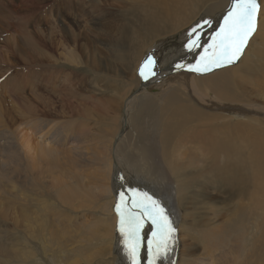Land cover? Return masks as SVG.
Returning a JSON list of instances; mask_svg holds the SVG:
<instances>
[{"label":"bare ground","instance_id":"obj_1","mask_svg":"<svg viewBox=\"0 0 264 264\" xmlns=\"http://www.w3.org/2000/svg\"><path fill=\"white\" fill-rule=\"evenodd\" d=\"M210 2H212V4ZM208 3H210L211 5L207 6L206 4H208ZM119 4L121 6V9H124L127 13H130V15L126 14V16H127L126 22H128L129 24L127 25L125 23V25H127V26L124 27L125 26L124 25L123 26L124 28L121 27L123 24L118 25L119 29H120V27L122 28V29L118 30L120 32H118V34L116 33L117 35H110V34H108V35H110L112 37L111 40H113V42L115 41V42L123 43L124 41H126L127 44H129V49L127 50V52H129V53L132 52V54H135L139 60H142V57H140V56L144 52H147L150 48H152V46L158 40L160 41V39H162L164 37L166 38L169 35L181 32L188 25H191L192 21H194L198 17V14H200L205 8H209L208 15L215 12L217 23L214 25V27H208L207 25H205L203 28L198 29V31L201 34L200 35L201 36L200 37L201 47L204 46L206 44V42L207 43L210 42L209 37L216 31L218 24L222 19V13L224 11V7H226L227 0H210L208 2H205V0H120ZM110 8H112V7H110ZM9 13H11L10 10H9ZM120 14H122V13H116V16H119ZM130 16H131V19H130ZM262 17H263V21H264V15ZM108 18H111V17H108ZM116 19H117V17H115V15H114V18L113 17L111 18L112 21L116 20ZM14 20H15V18H14ZM199 21H198V24H199ZM195 22H197V21L195 20ZM201 22L203 23V19L201 20ZM94 23H95V21H94ZM14 25H16V24H14ZM99 25H101V24H99ZM39 26H41V25H39ZM110 27H111V24L105 26V28H110ZM86 28H88V27H86ZM102 28L104 29L103 26H102ZM115 29H112V30H115ZM73 30H74V28H73ZM27 31L29 32L28 29H27ZM202 31H205L206 33L203 34V33H201ZM208 31H210V32H208ZM0 32L2 33L3 31H0ZM33 32H34V30H33ZM34 33L37 34V32H34ZM65 33H66V31H65ZM70 33H71V31H70ZM28 35H29V33H28ZM49 36H51V35L49 34ZM102 36H104V35H102ZM40 37L41 36H39V38ZM61 37L64 39V37L62 35H61ZM108 37L109 36H107V38ZM187 37H188V35H187ZM52 39L53 38H51V40ZM262 39H264V37ZM32 40L33 39H31V42H32ZM75 40H77V39H75ZM28 41H30V40H28ZM37 41H38V38H37ZM103 41L104 40H102V42ZM42 42H45V41L42 40ZM59 42H61V41H59ZM105 42H106V45L109 44L108 41H105ZM77 44H79V43H77ZM104 44H102V45H104ZM26 45H28V44H26ZM32 45H36V44H32ZM37 45H39V48L43 47L39 43ZM46 46H48V45H46ZM46 46H45V48H46ZM122 46H124V45L122 44ZM201 47L197 48L195 50V52H199ZM32 48H33V46H32ZM109 48H110V46H109ZM102 49H105V48L101 47V50ZM184 49H186V48H184ZM49 50H50V46H49ZM111 50H112V48H111ZM37 51L40 52V50H37ZM65 51H66V49H65ZM67 51H68V49H67ZM75 51H76L75 47H73L72 51L67 52V55L64 56V54H66V53H64L62 55L64 57H66V59H67L66 63L69 62L70 64L78 65L77 66V68H78V67H80L79 65L81 64V57ZM104 51H106V50H104ZM107 52H108V50H107ZM117 53H116V55H117ZM185 53H187V51ZM103 54H104V52H103ZM8 55L9 54H7V56ZM108 56H109V54H108ZM129 56H130V54H129ZM64 57H63V59H65ZM111 57H113V56H111ZM117 57H119V56L117 55ZM242 57H244V56H242ZM48 58H51V57H48ZM119 58H122V57H119ZM132 59H134V57ZM180 59H181V56H180ZM262 59H264V40H263V43L259 46L258 52L256 53L255 57L253 59H251V61L258 64V62L261 61ZM53 60H51V62ZM60 60H62V59H60ZM105 60L107 61V59H105ZM173 60H175V59H173ZM185 61L186 60H184V56H183L182 61L179 60V62L174 61L173 63H169L170 69L167 72H165V74H162V72H164L163 69H162V71H159L158 73H156V74H160L162 77L165 75L169 76L165 80L163 77L162 80H164V81L159 83V85L163 86L164 84H167L171 79H174V80L176 79V80H178L177 82L179 83V85L181 86L183 91H185L187 93L190 92L191 97H193L196 100V102H198V103L203 102L205 105H207L206 107H208V110H210V112H211V110H216V112H219V113L221 112L223 114H225V113L229 114V112H232V111H240L241 113L246 112V113L251 114V111L247 110L248 108L245 109V105H244V107H242V104H241V106H240V104H238V105L234 104L235 106H233V105H228L225 103L223 104V103L215 101L217 98L211 99V96H212L211 91H213L214 94L223 101H227V99L230 102L231 101H239L240 99H242L241 96L239 95V90H240L239 87H241V89H242L244 87L243 85L248 83V82L249 83L252 82L251 86L255 87V85H254V74L251 71L252 63L249 64V62H250L249 60L244 61L240 57L237 64L233 63L231 65H228L227 67H224V68H217L214 70H210L205 74L196 75V77L197 76H200V77L206 76V78H208V79L199 80V81L194 79L193 76H195V74L192 75L191 73H187V72H177V73L173 74V72H172L173 68H177L176 67L177 64H183ZM241 61H243L244 63ZM55 62H57V61H55ZM55 64L56 63H54V65ZM57 64H59V62ZM137 64H135V65H137ZM49 65H51V64H49ZM88 65L90 66V64H88ZM6 66H5V68H6ZM8 66L13 67V68H11V70H13L15 68L13 64H8ZM63 66H64V62H63ZM117 66H118V64L116 65V67ZM2 67L0 68V72L2 71V69H4V66H2ZM111 67H112V64H111ZM231 67H233V68H231ZM101 68H104L105 72H107V73H110V71L113 69L112 68L110 70L109 67H106L105 62H103V67L101 65L94 67V69L99 70V71ZM225 68H227V69H225ZM9 70H10V68H9ZM64 70H66V69H64ZM116 70H117V68H116ZM4 71H6V70H4ZM79 71L81 72L82 70H79ZM113 71H115V70L113 69ZM11 72H13V71H11ZM85 72H87V71H85ZM124 72L127 73V70L125 69L123 71V73ZM135 72H136V70H135ZM255 72H257V73L260 72L255 79V84L258 88L255 87L257 90H254V88L251 87V89L254 90L255 92L250 93V98L252 96L253 97L252 99L255 98V100L260 99L262 101V99H264V93L262 94L261 93L262 91H260V89L264 90V64L258 65L257 70ZM115 73H116V71H115ZM115 73H114V75H115ZM186 74L189 76L191 75L193 78H191V76L190 77L187 76ZM11 75H12V73H11ZM62 76H63V74H62ZM109 76H110V74H109ZM135 76H136V74H135ZM181 76H187V77H185V79L184 78L182 79ZM67 77H70V76L67 75ZM114 77H116V76H114ZM117 77H118V75H117ZM106 78H107V75H106ZM7 79L9 80L10 78L7 77ZM44 80H45V78H44ZM56 80H57V78H56ZM77 80H78V78H77ZM132 81H133L134 86H130V87L127 86L128 88H126V90H124L125 88H123V89L121 88L123 90V92L124 91L129 92L131 90H133V91L130 92L129 94H127L128 96L123 100V103H122L123 117L121 116L122 117V120H121L122 124H121L119 132L117 130V127L115 129L112 127L111 129H104V130H100L99 132H94L95 129H91V126H89L90 129L88 128L87 121L81 120V122H79V124L76 126V128H77L76 133H74V131H73L74 125L72 128L71 123L69 121H66L63 125H62V123H60L61 126H60L59 132H61V134H56L57 135L56 137L54 136V137L49 138L44 133L43 129L45 130V128H50L49 122H51V121H48L47 118H44V116L42 115L43 113L38 114L37 107L35 108L33 106L34 104L32 105L30 103L27 104V106L25 107V114L26 115H24V113H20L22 116L21 117L22 119L19 118L20 119L19 122H21V124L19 123L20 125H18L16 123L18 126L16 125L15 129L14 128L12 129L11 127H10V129H8V124H7L8 119L6 120V117L4 115L5 110L2 108L5 106H1V104H0V158L4 159V165H8V167L10 169H12V171L11 170L10 171H11V174L13 175V177L10 178L12 180H9V181L6 180L4 177H0V182L5 187L9 186L10 190H13V191H10L12 193L18 188L16 186L19 183H27V186H28V184H30V183H28L29 177L28 176L26 177L24 174L19 173V171L25 170L28 168H32V164L34 165V162H37L38 168H35L37 166H35L34 168L36 169L35 171L39 170L40 173L38 175V178L41 177V178H39L41 180H39V182L36 185L39 184L40 187L45 189V190H44V195L40 194L41 192L39 193V191H37L36 192L37 198L36 199L30 198V199H32V201H30V202H34V201H37L39 199L44 200L43 199L44 197H49L48 199L54 200V202H51V204H54V205H50L48 210L46 209L47 210L46 214L44 213V211H45L44 208L42 209V206L44 207L43 204L45 202L42 203V205L40 204L41 203L40 202L39 204L41 206L40 207L41 209L39 208L38 211H35L36 209L34 210V208L30 209V207H29L30 204H29V201L27 200L28 202H24V207L22 206L20 208V209H22V211L25 212V215L22 216V214L24 212H20V213H22L21 214L22 217L16 218V220L14 219L15 223L20 224V222H21V223H23V227L25 226L26 228H28V230H27L28 234H26V232H25V234L29 238H32L33 241L38 240L41 244H43L41 248L43 249L45 255H48L47 249H48V247H50L49 252L51 253V256L56 255V253H60L61 255L65 256L64 260L66 261V264H89V263L93 262V260H98V262L100 263V261L103 262L102 260L108 261L110 259V257H111V259H113L112 254L114 252H113V249H111V248H112V245L114 244V241L116 240V238H115V240H113V236H114L113 234H115V232H116V237H117V241H118L117 242L118 244L115 248V251L119 248V246H121L124 243V237H122L120 232L117 230L119 228V226L117 225V229L115 227L116 226V220H118V222H119L120 218H119L116 211H115L116 215L113 214V212H112L114 202H113V195L111 193V189H113V181H116V176L113 175V172L117 174V178H119V181H120V184L117 185L118 189L120 190V192L117 191L118 198H119V195L121 192H123L125 194V196H129V199H130V197L133 198L135 193L132 190L139 191V193H143V192L148 193L149 190L151 191L148 184H151L153 187L159 186V189H162L161 191H163V190L165 191L164 192V194H165L164 199H162L161 201L163 203L166 202L168 207L171 203L172 204L174 203V199H176V203L179 201V194H180L179 187L180 188L183 187V188H185V190H192V187L191 186L189 187L187 184H191V185L197 184V187L201 188L199 192H201V191L205 192V195L202 194L203 196H201V199L202 200L204 199L205 202H211V199L214 198L213 197L214 193L209 191L208 186H210V184L213 183V181H215V184L217 186H220L221 182L218 181V179H219V177L222 178L224 176V173L228 174L227 175L228 179H230V180H228V179L224 180V182L226 181L228 184V186H227V184H226V186L229 187V191H230L229 193L230 194H234L236 192L237 188L239 189L240 185H243L244 183H246L247 180H249V181L253 180V182L255 183V186H256V190L263 189L264 182L260 181L261 177H263V176L260 177L258 175L259 174L258 171H260V168H262V162H264V160L262 158L264 156H260L259 154H256L254 151L256 148L258 151L264 152V140L259 139L260 140L259 141L257 138H254L256 136L251 135L249 132H247V133H245L244 131L239 132L238 129H237L236 135H234V136H229V135L224 136L225 134H223L222 131L224 130L225 127H216V131L213 130L212 125L216 126L221 119L227 118L226 116H229V115H219V114L218 115H214V114L208 115V114H205L202 111L193 107V105L187 104L188 98L186 100L183 97L181 92L170 94L167 97V101L165 100V102H163V106H162V101H161V103L159 101V103H160V105L158 107L159 114L157 113L159 123H157V125L160 127V129H163V133L161 134V136H162V140H165L164 154L166 156L165 160H164L165 161L164 167H167V165H168V168L166 170L164 167L162 168L161 166H163V163L161 165L159 160H157L155 157H153L151 154H149V152H148L149 149L147 150L141 144H139L138 140H137L138 138L136 136H135V138H133L129 134V131L131 129V126H130L131 123L129 121V118H130L129 112L131 111L132 105L140 98V96H142V94L145 91H150L151 93H154L157 90H155L153 88L151 89L150 87H152V85H149V86L143 88V86L139 83L140 81L137 83V80L135 79L134 74H133V76H130V78L128 77V80L126 82L127 85L132 84ZM100 82L98 83V85L102 84ZM177 82H174L173 85H171V86H174V84H176ZM33 83H35V82L33 81ZM37 83H38V81H37ZM199 83H207L208 87H206L203 90L201 88V86L199 85ZM53 84H55V83H53ZM93 84L94 83H92V85ZM69 85H70V83H69ZM66 86L67 85H65V87ZM156 86H158V85H156ZM247 86H248V84H247ZM16 87L17 86H15V88H14L15 91H16V89L18 91H21L20 87H19V89ZM68 87L70 88V86H68ZM122 87H124V86H122ZM119 88H120V86H119ZM11 89L14 90L11 87L9 89V91H10L9 93H11ZM91 89H93V88L91 87ZM105 89H107V88H105ZM43 90H45V89H43ZM72 90H74V88ZM88 90H90V89H88ZM99 90H100V88L98 89V91ZM172 90H173V88H172ZM172 90L170 92H173ZM6 91H7V89H6ZM15 91H12V92L14 93ZM103 91H104V89H103ZM180 91H181V89H180ZM244 91L246 92V96L248 97L249 91H247V88ZM256 91H259L260 93L256 92ZM72 92H70V93H72ZM86 92H85V94H86ZM9 93L7 95H9ZM75 93H77V91ZM77 94H79V92ZM77 94H76V96H77ZM94 94H95V91H94ZM96 94H97V92H96ZM104 94H106V93L104 92ZM12 95H14V94H12ZM38 95H39V93H38ZM160 95L162 97H160ZM163 95H162V93L155 95V99L157 98V100H158L160 98H163ZM72 96H69V97H72ZM79 96H80V94H79ZM103 97L105 98V95ZM150 97H151V95H150ZM14 98H13V100H14ZM41 98H43V97H41ZM91 98L92 97H90V99ZM115 98H117V97H115ZM153 98H154V96H153ZM11 99H12V97H11ZM71 99H73V98H71ZM90 99H88V101ZM209 99H211V100L209 101ZM82 100H83V98H82ZM103 100H105V99H103ZM21 101H22V99H21ZM67 101H69V99L66 100V102ZM3 102H5V101H3ZM14 102H16V101H14ZM79 103H77V104H79ZM84 103H85V101H84ZM111 103H113V102H111ZM22 104H24V103H22ZM61 105H63V104H61ZM65 105L66 104H64L63 106H65ZM9 106H10V104H9ZM113 106L114 105H112V107ZM251 106H248V107L251 108ZM49 107H50V105H49ZM70 107L76 108L75 106L73 107L72 105ZM252 107L254 108V106H252ZM13 108H15V107H13ZM44 108L45 107H43V109ZM200 108H202V107H200ZM50 109L52 110L53 108H50ZM66 109H67V107H66ZM260 109H262V108H260ZM263 109H264V107H263ZM76 110H77V108H76ZM254 110H255V108H254ZM9 111H10V109H9ZM18 111H20V110H18ZM72 111H74V109ZM257 111H258V109H257ZM260 111H262V110H260ZM10 113H11V111L7 114L10 115V117H11L12 115ZM77 113H78V111H77ZM77 113H76V115H77ZM111 113H113V112H111ZM88 114H90V111H88L86 109V110H84V112L82 114L79 115V117L84 118L86 120H91V119H88V118H90V116L88 117ZM95 114L96 113L94 112V114H92V116L93 115L95 116ZM73 115H74V113H73ZM110 116H111V114H110ZM231 116H234V115H231ZM256 116H254V117H256ZM10 117H9V120H10ZM125 117L127 118L126 119L127 120L126 132L120 138L117 146H115V148H114L113 147L114 142L116 141V139L120 135V132H121L123 125H124ZM259 117H256V118H259ZM77 119H79V118H77ZM77 119H74V120H77ZM114 119H116V118H114ZM51 123H53V122H51ZM220 123H223V122H220ZM13 125H14V123H13ZM196 125H199L198 128H201V129L205 127L206 130L205 129L204 130H194L193 136H194V133L197 132L199 138L190 141V139H188V137H190L191 128L193 126H196ZM188 128H190V129H188ZM30 130L32 131V133H30ZM96 131H98V130H96ZM34 133H35V135L37 134L38 137L34 136L33 135ZM182 133H185V134L187 133L188 137L186 135V136H183V138H181L180 135ZM132 135H133V133H132ZM172 135H173V138H175V140L178 141V139H179V141L182 145L181 149H184L186 152V154H182V156L185 155V156H187L185 158H188L190 153H188L187 149L191 146H194V148L197 150V152H199V153L202 152L203 159L206 160V161L204 160L205 163L199 162L200 165L196 169H199L200 167L204 168V166H205L203 171H205V169H207V168L210 171L208 173H205V172L196 173L195 172V173L188 174V175L184 174L180 168V164H179L180 161L175 158V156H174L175 153L172 151L170 146L167 144ZM253 138H254L253 141H255V142L251 141ZM162 143L163 142H161V144ZM252 145H254L255 148ZM160 155H161V153H160ZM182 158H184V157H182ZM198 159H199V157H198ZM207 159L209 160L210 163H208ZM193 162L196 163V159ZM206 162L208 164H206ZM196 165H198V164H196ZM119 168H121V170ZM33 169H32V171H34ZM3 170H6V169H3ZM167 170L171 174V177L169 176V179H168V171ZM30 171H31V169H30ZM74 171H75V174H74ZM23 172H25V171H23ZM248 172L252 173V176H253L252 178H249L248 176H246V174ZM132 178H135L137 181L130 180ZM1 180L6 181L8 183L6 184L5 182H2ZM32 181L34 182V179ZM32 185L33 184L29 185V189L32 188ZM115 186H116V183H115ZM5 187H4V189H5ZM34 187L35 186L33 185V188ZM19 188H22V186H20ZM26 189H28V188H26ZM254 191H255V189H254ZM182 192H181L182 202H185L186 196H184V192H183V194H182ZM7 193H9V191H7ZM191 195H192L191 199H195L194 195H196V194L194 193L193 190H192ZM251 195H252V193H251ZM10 196H12V195H10ZM29 197H30V194L27 196V199H29ZM160 199H161V197H160ZM202 200H200V203L203 202ZM105 201L107 203L106 205L102 203ZM58 203L60 205V208H59L60 212L59 213H61L68 220L74 219V224H71V226H69V227L61 226L60 224H56V221H55L56 219L55 220L53 219L55 217L54 210H57L55 208H58ZM178 203H180V202H178ZM47 204H49V203L47 202ZM189 204H190V202H189ZM37 206H39V205H37ZM210 206H211V204H210ZM239 206H241V205H239ZM12 208H15V207L13 206ZM188 209H186V210H188ZM172 210H170V212L173 214V216H171V214H169V212H168V214L170 215L172 223H174L173 219H176V214L174 212L175 210L174 211H172ZM258 211H260V210L258 209ZM94 212H96V213L100 212V214L102 216L97 217L96 213H94ZM18 213H19V211H18ZM67 213L70 215H68ZM184 215H186V214H184ZM55 218H57V217H55ZM185 218L187 219L186 216H185ZM189 219H190V217L188 218V220ZM7 220H8V218H7ZM10 220H12V219H10ZM184 221H186V220H184ZM209 221H211V219ZM205 222L207 223V221H205ZM11 223H13V222H11ZM186 223H187V221H186ZM62 224H64V223H62ZM7 226H9V225H7ZM10 226H12V225H10ZM20 226H22V225H20ZM173 226L176 227L175 224H173ZM196 226H198V224ZM205 226L208 227V230H206L207 231L206 232L207 244L202 247V251H205V252L198 253L197 250H192L193 244H185L184 249H183V251L180 252V256H179L180 259L183 258V260H184V261H182V264L183 263L184 264L185 263L186 264H218L219 263V257H216L217 255L224 256L225 258H230V257H233L232 255L235 254V248L237 246H235L234 244L232 246H230V249L228 250L229 253L228 252L227 253L222 252L224 255L214 254L217 251L222 250L226 246V244L224 243V240L222 238V236H224V235L221 234L222 229H221L220 225L216 226V225H212V224H206ZM241 226H243V224H241ZM12 227H14V226H12ZM198 228H200V227H198ZM237 229H236V231H237ZM2 231H4V230H2ZM20 231H21V229H20ZM20 231H19V233H20ZM63 231H66V232H63ZM1 233H0V235H1ZM193 233H194V231H193ZM146 234H148V231ZM146 234L144 235L145 238H146ZM191 234H192V232H191ZM201 234H199V235H201ZM227 234L230 235L229 233H227ZM40 235H41L42 240L39 239ZM181 235H183V234H181ZM194 235H196V234L194 233ZM184 236H186V235H184ZM66 237L69 241L66 240ZM191 238H192V236H191ZM204 238H205V236H204ZM228 238H229V236H228ZM32 240L30 241L29 245H31V242H33ZM187 240H189L188 237H187ZM190 241H192V240H190ZM13 242L15 243V241H13ZM12 243H10V245L0 244V264H15L16 262H19L20 264H26V260L28 258L30 259V262L35 261L37 256L34 253H32V252H34V250H31L29 247L30 254L28 253L29 251L28 252L26 251V249H27L26 246H23V248H19L18 250H16V249H14V246L16 243L14 245H11ZM234 243H237V242L234 241ZM177 244L175 243L172 246V249L170 251V255L172 257H174L175 254L177 253L176 252ZM238 245H240V243H238ZM17 246H19V245H17ZM227 246H228V244H227ZM178 249H180V246ZM236 249H238V248H236ZM241 249H242V247H241ZM89 250L95 251V252H91V254L94 256V257L92 256L93 258L89 257L88 254H85L86 256L83 254V253L88 252ZM143 251H144V249L142 247L141 251H140V256H141L140 264H145ZM41 255H42V253H41ZM186 258H188V259H186ZM125 260H127V259L125 258ZM259 261L257 263H259ZM109 262L111 263V261H109ZM37 263H38V261H37ZM61 263H63V262L61 261ZM123 263L124 262H122V264ZM129 263L131 264L130 261H129ZM227 263H229V262H227ZM111 264H114V263H111ZM157 264H164L163 260L158 261ZM230 264H236V260L234 257L230 258ZM241 264H242V262H241Z\"/></svg>","mask_w":264,"mask_h":264},{"label":"rangeland","instance_id":"obj_2","mask_svg":"<svg viewBox=\"0 0 264 264\" xmlns=\"http://www.w3.org/2000/svg\"><path fill=\"white\" fill-rule=\"evenodd\" d=\"M208 1H210V0H205V2H208ZM260 2L262 5V8H261V12L258 16L257 30L252 35V37L250 38V41L248 42V44H247V46H246V48L242 54V56H244V57L241 56L242 60H244V61L249 60L250 61L249 64L252 63L251 71L254 74V85L256 88H258V87L255 84V79L260 72L257 73L255 71L257 70L258 65L264 64V59L259 61L258 64L251 61V59H253L255 57L256 53L258 52L259 46L263 43V40H264V39H262L264 37V28H263L264 27V21H263V17H262L264 15V0H260ZM119 3H120V0H0V27H1L0 31H3L2 33L0 32V66L1 67L4 66V69H2V71L0 72V82H1L0 83V104H1V106H5L2 108L5 110L4 115L6 117V120L8 119L7 120L8 129H10V127L12 129L13 128L15 129L17 124L18 125L21 124V122H19L20 119H22L21 118L22 116L20 113H24V115H26L25 114V107L27 106V104L30 103L32 105L34 104L33 106L35 108L37 107L38 114L43 113L42 115L44 116V118H47L48 121L53 122V123L49 122L50 128H45V130L43 129L44 133L49 138L54 137V136L56 137L57 136L56 134H61V132H59L60 126H61L60 123H62V125H63L66 121H69L71 123L72 128L74 125V128H73L74 133H76V130H77L76 126L79 124V122H81V120L87 121L88 128L90 129L89 126H91V129H95L94 132H99L100 130H104V129H111L112 127L114 129L117 127V130L119 132L121 124H122L121 120L123 117V113H122L123 112V110H122L123 100L128 96L127 94H129L130 92L133 91V90H131L129 92L128 91L123 92L122 89L125 88L124 90H126V88H128L127 86H129V87L134 86L133 81H132V84L129 83L130 85H127V83H126L128 80V77L130 78V76H133V74H134L135 79L137 80V83L140 81L139 83L142 84L143 79L140 77V75L138 73V68H139L140 64L142 63V61L145 59V57L148 54L154 55V58L156 60L155 72L158 73L159 71H162V69H163L164 72H162V74H165V72H167L170 69L169 63H173L174 61L179 62V60L182 61L183 56L185 59L188 56V54L190 53V51H188L187 49H184L185 48L184 45L187 43V40H188L187 35H188L189 31L194 26L198 25L199 20H200L199 24H202V22H201L202 19H203V21L206 19H211L212 20V26L211 27H214V25L217 23L215 12L208 15L209 8H205L200 14H198V17L195 19L197 22H195V20L192 21V23H191L192 26L188 25L181 32L169 35L166 38L164 37V38L160 39V41L158 40L152 46V48H150L147 52H144L140 56V57H142V60H139L135 54H132V52H130V53L127 52V50L129 49V44H127L126 41H124L123 43H120V42H115V41L113 42V40H111L112 37L110 35H117L118 32H120L118 30L126 27L129 24L128 22H126V20H127L126 14L130 15V13H127L124 9H121V6ZM210 3L212 4V2H210ZM210 3H208L206 5L210 6L211 5ZM110 7H112V8H110ZM224 9H225V7H224ZM9 10L11 11V13H9ZM116 13H122V14H120L119 15L120 17H119V16H116ZM114 15H115V17H117L116 20L118 22L116 20H113V21L111 20L112 17L114 18ZM108 17H111V18H108ZM14 18H15V20H14ZM130 19H131V16H130ZM94 21L96 24L94 23ZM125 23L127 25H125ZM14 24H16V25H14ZM99 24H101V25H99ZM109 24H111V27L105 28V26L109 25ZM39 25H41V26H39ZM118 25H122L121 26L122 28L119 26L120 27V29H119ZM102 26L104 27V29L102 28ZM86 27H88V28H86ZM73 28H74V30H73ZM27 29L29 30V32L27 31ZM112 29H115V30H112ZM33 30H34V32H37V34H35L33 32ZM65 31H66V33H65ZM70 31H71V33H70ZM27 32L29 33V35ZM208 32H210V31H208ZM201 33L204 34L206 32L202 31ZM49 34L51 36H49ZM101 34L104 35L105 37L102 36ZM108 34H110V35H108ZM38 35L41 37L39 38ZM61 35L64 37V39L61 37ZM107 36H109L110 38L108 37L109 38L108 39ZM37 38H38V41H37ZM51 38H53V39L51 40ZM31 39H33L32 42H31ZM75 39H77V40H75ZM28 40H30V41H28ZM42 40L45 41L46 43L42 42ZM102 40H104V41L102 42ZM59 41H61V42H59ZM105 41H108L109 44L106 45ZM100 42L102 44H104V43L105 44L102 45ZM38 43L43 47L39 48V45H37ZM77 43H79V44H77ZM26 44H28L29 46ZM32 44H36V45H32ZM122 44L124 46H122ZM46 45H48V46H46ZM32 46H33V48H32ZM45 46L47 49L45 48ZM49 46H50V50H49ZM109 46H110V48H109ZM73 47H75V50H76L75 52L78 55H80V57H81V64L79 65L80 67H78V68H77L78 65H73V64H70L69 62L66 63L67 59H66V57H64L65 55H67V52L72 51ZM101 47L105 48V49L101 50ZM64 48L66 49V51L68 49V51L66 52ZM111 48L114 52L111 50ZM120 48L121 49L123 48V49L121 50ZM37 50H40V52ZM104 50H106V51H104ZM107 50H108V52H107ZM186 51H187V53H185ZM103 52H104V54H103ZM64 53H66V54H64ZM116 53L119 57H122V58L117 57ZM128 53L130 54V56ZM7 54H9V55L7 56ZM62 54H64V56ZM108 54H109V56H108ZM111 56H113V57H111ZM180 56H181V59H180ZM48 57H51V58L53 57V58L51 59ZM63 57L65 59H63ZM133 57H134V59H132ZM60 59H62V60H60ZM105 59H107V61ZM173 59H175V60H173ZM51 60H53V61L51 62ZM55 61H57V62H55ZM58 62H59V64H57ZM63 62H64V66H63ZM103 62L106 63V67H109L110 70L113 68L116 71V73H115V71H113V69L110 71V73L105 72L104 68H101L100 71L94 69V67H97L99 65H101L103 67ZM241 62H243V61H241ZM54 63H56L57 65L56 64L54 65ZM8 64H13L15 68L13 70H11V68H13V67L8 66ZM49 64H51V65H49ZM88 64H90V66L93 69ZM111 64H112V67H111ZM115 64L116 65L118 64V66L116 67ZM135 64H137V65H135ZM5 66H6V68H5ZM9 68H10V70H9ZM116 68H117V70H116ZM231 68H233V67H231ZM64 69H66V70H64ZM125 69L127 70V73H125L126 71L123 73V71ZM225 69H227V68H225ZM4 70H6V71H4ZM79 70H82V71L80 72ZM135 70H136V72H135ZM11 71H13V72H11ZM85 71H87L88 73ZM113 72L115 73V75ZM11 73H12V75H11ZM62 74H63V76H62ZM105 74L107 75V78H106ZM109 74H110V76H109ZM116 74L118 75V77ZM135 74H136V76H135ZM67 75L70 77H67ZM192 75H194V74H192ZM114 76H116V77H114ZM187 76H189V75H187ZM187 76H181V78L185 79V77H187ZM7 77H9L10 79L8 80ZM163 77L165 80L169 76L165 75ZM193 77L195 80H198V81L208 79V78H206V76H202V77L197 76L196 77V74ZM193 77L191 76V78H193ZM44 78H45V80H44ZM56 78H57V80H56ZM77 78H78V80H77ZM164 80H162L161 82H163ZM33 81L35 83H33ZM37 81H38V83H37ZM177 81L178 80H176V79L175 80L171 79L167 84H164L163 86L162 85L156 86L157 84L156 85L150 84V85H152V87H150V88L151 89L153 88L157 91H155L154 93H151L150 91H145L142 94V96H140V98L135 102L136 104L134 103L132 105L133 108L131 107V111L129 112V117H130L129 121L131 123L130 124L131 129L129 131V134L133 138H135V136H136L138 138L137 139L138 143L141 144L145 149H147V150L149 149V151H148L149 154H151L153 157H155L157 160H159L161 165L163 163V166H161L162 168L165 165L164 160L166 157L164 154L165 140H162V136H161V134L163 133V129H160V127L157 125V123H159V121H158V114H159L158 107H159L161 101H162V106H163V102H165V100L167 101V97L172 93H180L181 92L183 97L186 100L188 98L187 104L193 105V107L202 111L205 114H208V115H213V114L214 115H218V114L219 115H229V116H226L227 118L221 119L216 126L212 125V129L215 131H216V127H225L224 130L222 131V133L225 134L224 136H227V135L234 136V135H236L237 129H238L239 132L240 131H244L245 133L249 132L251 135L256 136L254 138H257L258 140L259 139L264 140V109H263L264 99H262V101H261L260 99H256V100H255V98L252 99L253 98L252 96L250 98V93L255 92L254 90H257L254 86H251L252 82H250V83L248 82V83L244 84L243 85L244 89L243 88L241 89V87H239V89H240V90L238 89L239 95L242 98L239 101H231L230 102L228 99H227V101H223L220 98H218L214 94L213 91H211V94H212L211 99L217 98L215 101L223 103V104L225 103L228 105H233V106L238 105V104H240V106H241V104H242V107H244V105H245V109L248 108L247 110L251 111V114L246 113V112L241 113L240 111H232L233 113L229 112V114L228 113L223 114L221 112L220 113L216 112V110H211V112H210V110H208V107H206L207 105H205L203 102H201V103L196 102V100L193 97H191L190 92L188 91L189 93H187V92L183 91V89L181 88V86L179 85V83ZM52 82L55 84H53ZM99 82L102 84L98 85ZM174 82H177V83L174 84V86H171V85H173ZM69 83H70V85H69ZM92 83H94L95 85L94 84L92 85ZM64 84L67 86L65 87ZM247 84H248V86H247ZM199 85L201 86V88L203 90L206 87H208L207 83H199ZM15 86H17L16 88H18V89L20 87L21 91H18L17 89L15 91V89H14ZM68 86H70V88ZM90 86L93 89L94 88L95 89L94 90L91 89ZM119 86H120V88H119ZM122 86H124V87H122ZM11 87L14 90L11 89V93H9L10 92L9 89ZM251 87H253L254 90H252ZM42 88L45 90H43ZM73 88L75 91L72 90ZM99 88H100V90L98 91ZM105 88H107V89H105ZM172 88H173V90H172ZM246 88H247V91H249L248 97L246 96V92L244 91V90H246ZM6 89H7V91H6ZM88 89H90V90H88ZM103 89H104V91H103ZM180 89H181V91H180ZM171 90L173 92H170ZM12 91H15L17 94L15 92L13 93ZM76 91H77V93L79 92L80 96H79V94L75 93ZM94 91H95V94H94ZM260 91H262L261 92L262 94L264 93L263 89H260ZM70 92H72V93H70ZM85 92H86V94H85ZM96 92H97V94H96ZM104 92L106 94H104ZM160 92L162 93V95L164 94L163 98H160L158 100H157V98L155 99V95L161 94ZM256 92H259V91H256ZM8 93L10 96L7 95ZM38 93H39V95H38ZM12 94H14V95H12ZM63 94L64 95L66 94V95L64 96ZM76 94L78 97L76 96ZM104 95H105V98L103 97ZM150 95H151V97H150ZM69 96H72V97H69ZM153 96H154V98H153ZM11 97H12V99H11ZM41 97H43V98H41ZM90 97H92V98L90 99ZM115 97H117V98H115ZM160 97H162V96L160 95ZM13 98H14V100H13ZM23 98L25 100L26 99L27 100L25 101ZM71 98H73V99H71ZM82 98L85 101V103L82 100ZM21 99H22V101H21ZM65 99L66 100L69 99V101L66 102ZM88 99H90V100L88 101ZM103 99H105V100H103ZM211 99H209V101ZM2 100L5 102H3ZM14 101H16V102H14ZM159 101H160V103H159ZM111 102H113L114 104ZM22 103H24V104H22ZM77 103H79V104H77ZM9 104H10V106H9ZM61 104H63V105L66 104V105L63 106ZM49 105H50V107H49ZM71 105L73 107L75 106L77 108V110H76V108L70 107ZM112 105H114L113 106L114 108L112 107ZM251 105L254 106L255 110ZM248 106H251V108ZM13 107H15V108H13ZM43 107H45V108L43 109ZM66 107H67V109H66ZM200 107H202V108H200ZM50 108H53V109L51 110ZM260 108H262V109H260ZM9 109L11 111L10 114L13 117L12 116L10 117V115L7 114L10 112ZM73 109H74V111H72ZM86 109L88 111H90V114H88V117L90 116V118H88V119H91V120H86L84 118L79 117V115L82 114L84 112V110H86ZM257 109H258V111H257ZM18 110H20V111H18ZM260 110H262V111H260ZM77 111H78V113H77ZM94 112L96 114H95V116L94 115L92 116V114H94ZM111 112H113V113H111ZM73 113H74V115H73ZM76 113H77V115H76ZM110 114H111V116H110ZM231 115H234L235 117L231 116ZM8 116L10 117V120H9ZM254 116H256V117L260 116L259 118L261 120L259 118L254 117ZM77 118H79V119H77ZM114 118H116V119H114ZM74 119H77V120H74ZM220 122H223V123H220ZM13 123H14V125H13ZM198 127H199V125H196V126H193L191 128L190 137H188L187 133L186 134L182 133L180 135V137L183 138V136L187 135V137H188V139H190V141L198 139L199 136H198L197 132H195L194 136H193L194 130H204V129L206 130L205 127L202 129L198 128ZM188 129H190V128H188ZM96 130H98V131H96ZM30 133H32L31 130H30ZM132 133L134 136L132 135ZM33 135L38 137L37 134L35 135V133ZM254 138L251 140L252 142H255V141H253ZM161 142H163V143L161 144ZM167 144L170 146L172 151L175 153V155H174L175 158L180 161L179 162L180 168L184 174L188 175V174H192L195 172L196 173H201V172L208 173L210 171L208 168L205 169V171H203L205 166H204V168L200 167L199 169H196L200 165V163H205L206 160L203 159L202 152L201 153L197 152V150L194 148V146H191L187 149V151H188V153H190V155L188 158H185L187 156H185V155L182 156V154H186V152L184 149H181L182 145H181L179 139H178V141L175 140V138H173V135H172ZM252 146L255 148L254 145H252ZM254 152L256 154H259L260 156H264V152H260L256 148H255ZM160 153H161V155H160ZM182 157H184V158H182ZM198 157H199V159H198ZM195 159H196V163L193 162ZM262 159L264 160V157ZM208 163H210L209 160H208ZM208 163L206 162V164H208ZM196 164H198V165H196ZM35 166H37V167H35ZM34 167L38 168L37 162H34V165L32 164V168H28V169L19 171V173L24 174L26 177L27 176L29 177L30 181L27 179L28 183L33 184L35 186L34 188L32 185V188L29 189L30 184H28V186H27V183H19L20 185L17 184V186H16L18 188L12 193L10 191H13V190H10L9 186L5 187L0 182V233L2 232L0 235V244L10 245V243L15 241L16 244L13 242L11 245L15 244V246L17 248L14 246V249H16V250H18L19 248H23V246H26V248H27L26 251L27 252L29 251L28 252L29 254H30L29 247L31 250H34V252H32V253H34L37 256V258L35 259V261H31V262H30V259L28 258L27 259L28 261L26 260V264H33V263L34 264H66V261L64 260L65 256L61 255L60 253H56V255L51 256V253L49 252L50 247H48V249H47L48 255H45L43 249L41 248L43 244H41L38 240L33 241L32 238H29L26 235V234H28V231H27L28 228H26L25 226L23 227V223H21V222H20V224L15 223L16 218H20V217L25 215V212L22 211V209H20L22 206L24 207V202L29 201L30 209L34 208V210L36 209L35 211H38V209L41 207L40 204L42 205V203L45 202L43 204L44 207L42 206V209L44 208V210L46 211V212L44 211L45 214L47 213L49 206L54 205V204H51V202H54V200L48 199L49 197H44L43 198L44 200L39 199L37 201L30 202V201H32V199L37 198V195H36L37 191H39V193L41 192L40 194L44 195V190H45V189L41 188L39 184L36 185L39 182V180H41V179H39L41 177L38 178V175L40 172H39V170L35 171L36 169ZM164 168L166 170L168 168V165H167V167H164ZM3 169H6V170H3ZM30 169H31V171H30ZM32 169L34 171H32ZM119 169L121 170V168H119ZM10 170L12 171V169H10L8 167V165H4V159L0 158V177H4L8 181L12 180L10 178L13 177V175L11 174ZM23 171H25V172H23ZM258 172H259L258 175L260 177L263 176V177H261L260 181L264 182V162H262V168H260V171H258ZM74 174H75V171H74ZM113 175H114V172H113ZM227 175L228 174L224 173V176L222 178L219 177L218 181L221 182L220 186H217L215 184V181H213L214 184L211 183L210 186H208L209 191L214 193L213 197L215 198V199L212 198L211 202H205L204 199L203 200L201 199V196L205 195V192L204 191L199 192L201 188H198L197 184H193V185L187 184L189 187L190 186L192 187V190L196 194V195H194L195 199H191L192 190H185V188L179 187L180 194H179V201L178 202H180V203H178V202L176 203V199L173 198L174 203L173 204L171 203L169 205V207L166 204V202L163 203L161 201L162 199H164V196H165L164 192L165 191L164 190L161 191L162 189H159V186L153 187L151 184H148V186L151 189V191L149 190L148 193L150 195H152L154 198L160 200L162 202V204L165 206V208L167 209V212H169V214H171V216H173V214L170 212V210H172L173 208L174 209L172 211L175 210L174 212L176 214V219H173V222H174L173 224L176 225L175 229L178 231V232L176 231V233H175V237L177 240V241L175 240V243L176 244L178 243L177 244V250H176L177 253L175 252L176 253L175 256L172 257L170 255V252H169V254H168L169 256H167V258L163 260L164 264H170V263L171 264H182V261H184V260H183V258L180 259L179 256H180V252L183 251L185 244H193L192 250H197L198 253L205 252V251H202V247L207 244V241H206L207 240V236H206L207 231L206 230H208V227L205 226L206 224H212V225H216V226H219V225L221 226L223 224L221 226V229H222L221 234L224 235V236H222V238H223L226 246L222 250L217 251L214 254L224 255L222 252L227 253L228 250L230 249V246H232L234 244L235 246H237L236 248H238V249L235 248V254L232 255L236 260V264H241V262H242V264H264V251H263L264 250V186H263V189L256 190V186H255V183L253 182V180H250V181L247 180L246 183H244L243 185H240L239 189L237 188V190L234 194H230L229 193L230 192L229 187H227L228 184L226 181L224 182V180L228 179ZM169 176L171 177V174L168 171V179H169ZM246 176H248L249 178L253 177L252 173H250V172H248L246 174ZM32 178L34 179L35 183L32 181L33 180ZM130 180L137 181L135 178H132ZM228 180H230V179H228ZM2 182H5L6 184L8 183L6 181H2ZM226 184H227V186H226ZM20 186H22V188H19ZM4 187H5V189H4ZM26 188H28V189H26ZM254 189H255V191H254ZM6 190L9 191V193H7ZM118 190H119L118 186L117 185L115 186V181H113V189H111V193L113 195V202H114L112 212L115 215H116V212H115L116 211V204L120 200V195H119V198L117 196ZM182 191L184 192V196H186L185 202H182V196H181ZM183 192H182V194H183ZM136 193H139V191H136ZM251 193H252V195H251ZM9 194L12 196H10ZM29 194H30V197H29V199H27V196ZM159 196L161 197V199ZM126 197L129 198V196H126ZM30 198H32V199H30ZM131 199L132 198L130 197L129 202H131ZM200 200H202L203 202L200 203ZM47 202L49 204H47ZM189 202H190V204H189ZM102 203L105 205L107 204L106 201L102 202ZM210 204H211V206H210ZM35 205L36 206L39 205V206L36 207ZM239 205H241L242 207ZM13 206L15 208H12ZM59 208H60V205L58 203V208H55L57 210H54L55 217H57V218H55V217L53 218L54 220L56 219L55 220L56 224H60L61 226H66V227H69V226H71V224H74V219L68 220L67 218H65L61 213H59L60 212ZM186 209H188V210H186ZM258 209L260 211H258ZM18 211H19V213H18ZM20 212H24V213L22 214ZM94 213H96V212H94ZM21 214H22V216H21ZM184 214H186V215H184ZM68 215H70V214H68ZM96 216L100 217L102 215L100 214V212H98V213H96ZM185 216L187 217V219L185 218ZM188 216L190 217L189 220H188V218H189ZM7 218H8V220H7ZM10 219H12V220H10ZM183 219L186 220L187 223ZM210 219H211V221H209ZM196 220L197 221L199 220V221L197 222ZM205 221H207V223ZM11 222H13V223H11ZM62 223H64V224H62ZM197 224H198V226H196ZM241 224H243V226H241ZM7 225H9V226H7ZM10 225H12L14 227H12ZM20 225H22V226H20ZM117 225L119 226L118 220H116V226H115L116 229H117ZM198 227H200V228H198ZM19 228L21 229V231ZM236 229H237V231H236ZM2 230H4V231H2ZM14 230L15 231L17 230L18 232L16 231L17 232L16 233ZM117 230L119 231V228ZM19 231H20V233H19ZM193 231L196 235H194ZM25 232H26V234H25ZM63 232H66V231H63ZM191 232H192V234H191ZM227 233H229L230 235H228ZM181 234H183V235H181ZM199 234H201V235H199ZM113 235H114L113 240H115V238H116V240L114 241V244L112 245V248H111V249H113V252H114V253L112 252L113 253L112 254L113 259H111V257H110V259L108 261L102 260L103 262L100 261V263L98 262V260H93L94 263L91 262L89 264H111V263L122 264V262H124L123 264H126V263L130 264L128 256H127L126 251H125L124 243L121 246H119V248L115 251V248L118 244L116 232ZM184 235H186V236H184ZM203 235L205 236V238ZM227 235L229 236V238ZM191 236H192V238H191ZM187 237L189 240H187ZM39 239L42 240L41 235H40ZM31 240L33 242H31V245H29ZM66 240H68L67 237H66ZM190 240H192V241H190ZM234 241L237 243H234ZM238 243H240V245H238ZM227 244H228V246H227ZM17 245H19V246H17ZM179 246H180V249H178ZM241 247H242V249H241ZM91 252H95V251L89 250L88 252L83 253V254L84 255L88 254L89 257L93 258L94 256L91 254ZM41 253H42V255H41ZM216 257H219V263L218 264H226L227 262H229L227 264H230V258H233V257L225 258L224 256H219V255H217ZM125 258L127 260H125ZM40 259L41 260L43 259V260L41 261ZM186 259H188V258H186ZM37 261H38V263H37ZM61 261L63 263H61ZM109 261H111V263ZM258 261H259V263H257ZM15 264H20V263L16 262Z\"/></svg>","mask_w":264,"mask_h":264},{"label":"snow or ice","instance_id":"obj_3","mask_svg":"<svg viewBox=\"0 0 264 264\" xmlns=\"http://www.w3.org/2000/svg\"><path fill=\"white\" fill-rule=\"evenodd\" d=\"M260 0H227L218 29L209 37L194 65L188 66L190 71L198 73L210 71L212 68L231 65L240 59L250 38L257 30L258 16L261 12ZM205 25L212 26V20L206 19L202 24L193 27L188 33L184 47L195 51L201 47L198 29ZM156 60L148 54L138 68L142 79L155 76ZM177 68L185 67L177 64ZM129 203L123 192L116 204L119 216V231L124 237L125 251L131 264H140L141 248L145 246L143 235L144 224L150 223L151 236L147 238L148 264H157L167 258L175 244L176 229L173 226L167 209L162 202L147 192L136 193Z\"/></svg>","mask_w":264,"mask_h":264},{"label":"water","instance_id":"obj_4","mask_svg":"<svg viewBox=\"0 0 264 264\" xmlns=\"http://www.w3.org/2000/svg\"><path fill=\"white\" fill-rule=\"evenodd\" d=\"M222 20V19H221ZM221 22V21H220ZM220 22H219V24H220ZM219 24H218V27H219ZM218 27H217V29H218ZM216 29V30H217ZM209 43V42H208ZM207 44V43H206ZM205 44V45H206ZM204 45V46H205ZM204 46H202L201 48H200V51L199 52H195V51H193V52H190L189 54H188V56L184 59V60H186L184 63H183V65H185V67H181V68H173V70H172V72H173V74L174 73H177V72H187V73H191V74H196V75H201V74H205V73H207V72H201V73H198V72H195V71H190L189 70V67L188 66H191V65H194L195 63H196V61H197V59L199 58V55H200V53H202L203 52V49H204ZM236 64L238 63V60L235 62ZM228 65H225V66H221V67H215V68H212L211 70H214V69H217V68H224V67H227ZM162 79H163V77L160 75V74H156L155 76H150L148 79H143V81H142V86H143V88H145V87H147V86H149L150 84H154V85H159V83L162 81ZM153 85V86H154ZM127 118L125 117V119H124V125H123V128H122V130H121V132H120V135H119V137L116 139V141L114 142V145H113V147L115 148V146H117V144H118V142H119V140H120V138L125 134V132H126V124H127V120H126ZM114 175L116 176V181H115V183H116V185H119L120 184V181H119V178H117V174L116 173H114ZM119 192H120V190H118ZM147 231H148V234H146L147 233ZM142 232H143V235H145L146 234V238H145V246L143 247V249H144V251H143V253H144V262H145V264H148V252H147V248H146V241H147V238H149L150 236H151V232H152V227H151V225H150V223H145L144 224V228H143V230H142Z\"/></svg>","mask_w":264,"mask_h":264}]
</instances>
